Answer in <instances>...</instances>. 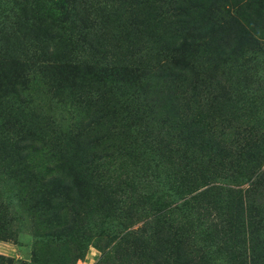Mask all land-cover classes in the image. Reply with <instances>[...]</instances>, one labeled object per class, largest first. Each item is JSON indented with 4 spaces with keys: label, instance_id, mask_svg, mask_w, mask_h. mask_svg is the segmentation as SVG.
Masks as SVG:
<instances>
[{
    "label": "trees",
    "instance_id": "obj_1",
    "mask_svg": "<svg viewBox=\"0 0 264 264\" xmlns=\"http://www.w3.org/2000/svg\"><path fill=\"white\" fill-rule=\"evenodd\" d=\"M94 1L63 0L54 12L39 0H12L8 6L25 23L15 36L18 50H2L7 41L0 38V124L10 133L0 156L15 184L14 199L33 212H48L60 233L76 222L86 227L81 220L86 204L99 212L117 208L121 229L96 237L97 264L107 258L127 264H203L196 245L235 253L245 242L259 256L261 207L246 209L236 194L244 183L264 185V84L240 97L228 81L226 66L235 49L231 29L224 20H203L200 0H114V25L102 23ZM141 34L152 45L140 42ZM27 35L40 42L34 51L23 50ZM258 35L248 28L240 37L259 50L264 43ZM32 68L84 111L63 133L21 84L24 70ZM72 144L75 149L68 150ZM27 148L49 155L42 175L27 165ZM115 155L124 159V169L113 182L110 168L102 175L100 160ZM143 179L151 192L140 190ZM151 182L168 183L175 196L168 202L150 200ZM123 189L130 194H121ZM220 192L233 200L219 209L223 214L199 216L208 223L197 218L204 242H196L191 220L184 219L187 225L179 220L181 234L155 237L159 245L168 238L167 253L157 255L151 239L161 216L173 208L198 214L208 194ZM235 205L238 212L231 210ZM5 210L8 203L0 195V237L13 239ZM148 228L152 236H142ZM252 264H257L254 256Z\"/></svg>",
    "mask_w": 264,
    "mask_h": 264
},
{
    "label": "rangeland",
    "instance_id": "obj_2",
    "mask_svg": "<svg viewBox=\"0 0 264 264\" xmlns=\"http://www.w3.org/2000/svg\"><path fill=\"white\" fill-rule=\"evenodd\" d=\"M12 0H0V38L3 37L7 41V46L1 47L4 51L18 50L15 36L20 34L21 29L25 27V23L22 22L21 16L16 18L14 13H10L8 6L11 5ZM63 0H39L41 5L48 3L51 11H57L60 4L64 6ZM204 6L202 12V19L207 22H218L224 20L228 29H231L232 35L230 36L231 45H234V52L232 54L233 60L226 66L228 81L237 87L236 94L240 97L243 93L251 88H259L264 84V44L260 49L253 48L247 41L240 37L241 31L250 28L253 32L258 33L261 41L264 43V0H200ZM45 2V3H44ZM93 6L96 9L98 15L102 19V23L106 25L107 21H114L116 19L117 11L114 4V0H97ZM18 14L19 12L16 11ZM20 15V14H18ZM118 22L123 24L124 20L119 17ZM20 30V31H19ZM141 34L140 42L149 43V37L146 35L144 38ZM37 39V38H36ZM32 35L26 36L25 47L23 50L34 51L37 49V45L40 42L36 40ZM158 45V44H157ZM154 45V46H157ZM20 50V49H19ZM155 48H151L150 52L154 53ZM222 68L218 67L219 72ZM217 71V70H216ZM25 77L22 78L21 84L25 90L31 94L39 106L38 109L43 111L41 114L53 118L61 125L62 131L67 130V125L72 123L75 119H81L84 115V111L81 106L73 103V101L63 93L61 90L55 93L54 88L50 85L44 74L39 73L36 69L24 70ZM218 74V71H217ZM206 80L203 77L202 81ZM3 84H6L3 82ZM260 89V88H259ZM233 93V92H232ZM30 96V95H29ZM224 126L228 127L229 124L224 122ZM228 131L227 128H225ZM146 137L154 139L153 135L149 134L148 128H142ZM10 133L4 130L0 124V149L4 150V136L9 138ZM147 140L146 143H149ZM144 147V146H143ZM27 156L29 157L27 165L37 168L40 175L44 170V165L50 160L48 154H45L43 150H35L27 148ZM68 150H74V146L69 145ZM205 160V158H203ZM6 161L0 156V195L8 203V210H5V218L14 229V238L8 239L6 237H0V264H97L101 259V249L96 243V237L108 238L110 235L119 231V219H116L117 208H111L109 210L89 209L87 204L85 205L82 219L87 222L86 227L80 226L79 222L74 223L69 227L68 232L60 233V227L50 219L51 216L48 212L38 210L33 212L29 209L28 205L17 202L14 197V182L9 179L8 173L5 171ZM264 167V166H262ZM108 168L111 170L112 181L113 178L123 176L124 159L119 155H115L104 160H100V171L102 175H107ZM171 168V165L164 166L163 172ZM201 167L198 173H195L194 177L199 178L203 174ZM211 174L210 177H212ZM42 177V176H40ZM155 191L150 200H163L169 201L175 194H171L172 190L168 183H153ZM260 185V184H258ZM241 192L236 194V199L244 201L246 209L250 207L260 208V217L264 219V185L255 186L244 183L240 186ZM149 191L146 187V180H141L140 190ZM151 192V191H149ZM121 194L129 195V190L123 189ZM161 195L163 197H161ZM208 194L206 200L203 202L205 210H200L199 213L191 212H178L173 208L166 214L162 215L160 220L157 221V226L153 239L151 241L156 244L155 250H158L157 255L167 253L166 238L163 243L158 244V238L160 235H169L174 231L180 232L179 220L185 223V220L189 221L191 232L197 233L195 240L197 243L204 242L199 229V222L203 221L208 223L206 219H200L199 216H207L212 219L217 213L223 214L224 210H219L223 205L227 204V201L233 200V195H227L226 193ZM107 196V195H105ZM118 197V194L117 196ZM174 206V203L171 205ZM236 206V205H235ZM233 206L232 211L238 212L239 207ZM116 210V211H115ZM226 211V210H225ZM80 213V214H81ZM197 218L200 220L198 222ZM198 222V223H196ZM75 224H78L77 226ZM140 222L134 224L131 228L140 226ZM186 224V223H185ZM187 225V224H186ZM60 226V225H59ZM71 227H73L71 229ZM205 226H202L204 228ZM53 229V231H52ZM58 231V233L56 232ZM240 232V230H237ZM60 233V234H59ZM142 236L150 237L153 234L150 229L148 231H140ZM181 234V232H180ZM204 234V233H203ZM242 237V234L239 233ZM90 241L86 247H82L84 243ZM246 244V246H245ZM260 255H252L249 247V243H241L238 248L236 247L235 253L230 250H224L223 248L216 249V247H208L206 250L200 249L198 245V253L203 257V264H252L253 256L257 264L264 263V239L259 243ZM76 252L73 254V250ZM238 250V253H237ZM77 253V254H76ZM160 259V257H155ZM153 263V260H151ZM104 264H127L121 260L114 258L105 259ZM136 264V263H135Z\"/></svg>",
    "mask_w": 264,
    "mask_h": 264
}]
</instances>
